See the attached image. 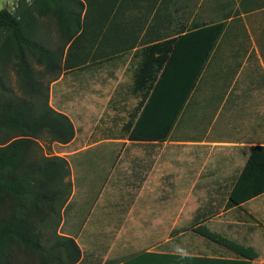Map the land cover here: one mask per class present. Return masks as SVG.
I'll return each mask as SVG.
<instances>
[{"label":"trees","instance_id":"obj_1","mask_svg":"<svg viewBox=\"0 0 264 264\" xmlns=\"http://www.w3.org/2000/svg\"><path fill=\"white\" fill-rule=\"evenodd\" d=\"M119 1L33 0L20 16L0 11V25L11 28L0 46V264H75L81 258L77 241L59 232L72 193L71 167L67 158L48 154L44 145L68 143L76 129L69 115L51 104L50 86L94 59L87 49L92 31L109 20L106 31L122 34ZM225 28V20L197 25L145 43L124 33L114 53L143 45L135 51L141 59L133 82L140 100L123 126L130 139L169 138ZM262 193L264 145H256L227 204L239 205ZM195 230L230 245L204 226Z\"/></svg>","mask_w":264,"mask_h":264},{"label":"crops","instance_id":"obj_2","mask_svg":"<svg viewBox=\"0 0 264 264\" xmlns=\"http://www.w3.org/2000/svg\"><path fill=\"white\" fill-rule=\"evenodd\" d=\"M121 1L116 9L120 14H126L128 30L120 28L119 33L173 37L197 25L226 21L224 33L209 60L220 50L221 67L217 69L220 72L208 79L203 90L204 93L220 94L216 98L218 113L213 123L221 115L219 120L232 127L237 138L192 140L196 144L226 146L231 153L224 162H215L213 170L206 166L208 160L204 163L202 168L208 170L207 177L220 174L223 178L213 185L207 199L197 203L187 214L188 224H182L181 205L118 200L121 197L117 193L122 188L126 192L138 191L141 194L152 187L154 175L149 170L150 157L145 149H139L142 163L137 167L140 176L136 183L126 179L127 173L134 172L132 162L125 165L122 155H115L114 151L104 155L94 150L99 153L93 154L98 165L90 161L86 153H81L85 152L83 148L60 153L71 167L72 193L62 210L59 232L73 237L80 246L81 258L75 264H235L243 260L250 261L249 264H264V193L239 205L227 204L229 192L251 149L264 145V0ZM142 47V44L134 47L133 56ZM220 85L224 89L218 92L216 89ZM136 95L138 104L140 96ZM77 137L78 129L75 137L65 145H72ZM127 140L130 144L161 142L132 140L129 136ZM102 142H116V139L106 138ZM237 149L244 153L239 158L234 154ZM73 159L79 163L78 174ZM239 160L243 163L237 167L235 162ZM83 162H91L94 166L84 167L81 165ZM156 163L155 168L159 169L158 158ZM99 171L105 175L102 182L98 179ZM159 174L156 172V186ZM81 195L84 202L80 200ZM89 195L92 198L87 201ZM168 221L172 227L168 226ZM202 226L226 239L230 245L195 230Z\"/></svg>","mask_w":264,"mask_h":264},{"label":"rangeland","instance_id":"obj_3","mask_svg":"<svg viewBox=\"0 0 264 264\" xmlns=\"http://www.w3.org/2000/svg\"><path fill=\"white\" fill-rule=\"evenodd\" d=\"M32 1L0 0V11L7 9L11 13L20 16ZM117 16H120V21H116V16H114L112 20L113 28H116L118 22L117 27L123 30L126 28L127 31L125 23L128 19L125 18L126 14L121 12ZM109 24L108 20L104 23L102 29L100 27L87 35L89 39V47L87 48L90 50L89 56H93L94 59L88 58V63L63 74L50 86L51 104L69 115L76 129H78V137L72 145L68 146L65 145L67 143L48 145L45 142L46 152L60 155L65 151L72 152L83 148L85 152L81 153H86L90 161L98 165L99 162L93 159V154L99 155V153L94 150L104 155L114 151L115 155H122V161H126L125 165H130L129 162H132L134 172L127 173L126 179L136 183L137 178L140 176V173H137V167H140L142 163L139 155L141 150L139 149H145L150 157L148 166L150 172L153 171L154 185L152 184V187L141 194L138 191L128 190L126 192L122 188L121 192L117 193L121 197L118 200H139L181 205L183 210L180 213H182L181 218L184 220L182 224H188L187 214L197 203L205 201L214 188L213 185L223 178V175L220 174L216 177H207L208 170L202 168L204 163L208 160L206 166H211L213 170L215 162L221 163L229 158L231 153H228V147L226 146H217L212 143L196 144L192 140H235L237 138L232 127L219 120L222 117L221 115L213 123L218 113L216 98L220 94L204 93L203 90L208 79L214 73L220 72L217 70L221 67L220 50L216 51L206 67L199 88L183 111L169 138L157 143L133 142L130 144L127 140V133L122 126L129 119L130 112L138 101V97L133 91V79L140 60V54L133 56L134 50L116 51L114 53L118 42L121 41L119 39H122L126 34L108 33L106 29ZM10 35L11 28L0 25V46ZM134 38L137 42L142 39L139 43H145L158 37L156 35L140 34ZM106 53L107 57L104 56ZM221 85L217 89L214 87V89L218 92L222 91L224 88ZM214 96L216 97L214 98ZM106 138L116 139V142H102ZM97 142H100V144ZM234 154L238 155L237 158H239L244 153L237 149ZM157 158L159 169L155 168ZM73 160L78 174V171H80L79 163L75 159ZM235 163L238 167L243 162L239 160ZM81 165L91 168L94 166L91 162H83ZM156 172L160 173L157 186L155 183ZM97 175L99 182L105 180L104 172L99 171ZM108 196L110 197L111 194H108ZM91 198L89 195L87 201ZM82 199L84 198L81 195L80 200L84 202ZM166 212L177 211L167 210ZM168 222V226L172 227L173 224L170 221Z\"/></svg>","mask_w":264,"mask_h":264}]
</instances>
